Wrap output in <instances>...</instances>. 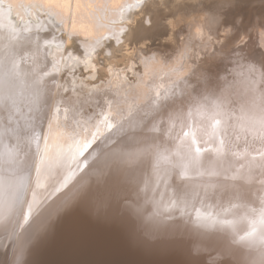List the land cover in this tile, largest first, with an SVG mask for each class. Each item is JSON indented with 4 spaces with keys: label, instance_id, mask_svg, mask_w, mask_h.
Here are the masks:
<instances>
[{
    "label": "bare ground",
    "instance_id": "1",
    "mask_svg": "<svg viewBox=\"0 0 264 264\" xmlns=\"http://www.w3.org/2000/svg\"><path fill=\"white\" fill-rule=\"evenodd\" d=\"M131 1L0 0V85H6L1 91L8 87L6 96L11 95L13 101L23 100L24 104L37 99L38 91L56 83L55 88L59 87L54 95L56 108L62 105L64 100H60V96L65 92L64 85L71 83L74 73L83 76L92 72L86 78H95L118 39L131 40L137 31L143 33L140 38L153 32L144 26L157 14L160 0H151L154 4L151 6L148 0ZM21 5L26 6L27 17L21 12ZM140 11L143 13L138 15ZM134 13L136 16L132 15ZM137 19H141V23ZM121 22H126L125 26L123 29L116 26V31L115 25ZM110 28L113 32L107 33ZM118 28L125 32L117 36ZM109 38H114L112 44L108 43ZM72 39L74 42L69 43ZM144 62L140 64L146 73L150 61ZM112 71H115L113 67ZM60 73H64L62 78ZM142 86L140 92L147 93L146 86L138 83V88ZM99 89L92 91L99 92ZM42 100L43 112L46 100ZM21 108L26 106L21 105ZM32 121L26 120L27 130L22 128L21 133L10 140L14 145L3 139L0 143V264H264V244L255 241L256 237H264V176L252 177L256 166L248 169L250 161L257 158L255 155L191 152L180 146L183 139L186 141L184 135L177 138L173 146L164 141L159 144L162 147L156 142L141 144L139 138L144 135L136 140L133 137L131 143L128 137L125 140L118 137L119 134L127 136L123 125H114L108 119L105 120L107 133L111 136L102 143L87 141L84 135L76 142L75 139L63 141L61 136L65 132L61 128L58 135L50 131L53 146H58L56 142H59L73 151L68 169L51 164L53 156L43 149L49 145V141L43 140L49 127H43L40 135L37 131L36 135L33 133V144L26 138L29 152L35 151L28 171L26 161L24 167L18 168L15 160L2 167L7 156L4 152L17 148L20 137L25 135L23 132L32 134L35 130L30 126ZM54 123L59 124L57 119ZM20 151L27 153L24 147ZM24 156L17 159L24 161ZM82 158L89 159L88 166H84ZM258 167L261 166L258 164ZM147 186L149 189L145 190ZM100 187H109L118 194L141 189L149 197L132 205L134 199H142L128 194L108 196ZM57 194L63 197L60 206H57ZM102 195L110 205L95 204L96 209H91L88 206L91 200L98 201ZM23 205L19 222L16 212ZM83 210L89 211L84 214ZM14 223L19 225L18 230L16 225L13 228Z\"/></svg>",
    "mask_w": 264,
    "mask_h": 264
},
{
    "label": "rangeland",
    "instance_id": "2",
    "mask_svg": "<svg viewBox=\"0 0 264 264\" xmlns=\"http://www.w3.org/2000/svg\"><path fill=\"white\" fill-rule=\"evenodd\" d=\"M148 1L149 6L154 5L151 0ZM187 1L189 2V0ZM138 2L141 3L142 1L139 0ZM185 2L186 0H163L162 3L160 0V9L155 15L156 18L154 17L153 22L150 21L151 23L144 26L147 30L153 31L151 34L149 32L150 36L140 38L143 33L137 31L138 34L134 32V38L131 40L127 37L118 39L117 43H114L112 53H107L109 55L107 62L101 56L100 59L104 60V67L99 69L100 74L96 75L95 78L89 80L86 78L92 72L85 73L83 76L74 73L72 80H70L71 83L64 85L65 89L63 90L65 92L62 93L65 96L63 94L60 96V100L62 98L64 101L62 100V105L59 104L57 108V100H54V95L59 87L55 88L57 87L56 83L47 88V91L45 89L38 91L37 99L27 101L24 104L23 100L13 101L11 95L10 97L6 96L8 87L1 91V88L6 86L1 84L0 143L2 139L7 142L19 135L22 128L27 130L24 127L26 120L31 121L33 119L30 126L32 129L35 127L32 134L23 132L25 135L20 137L15 150L4 152L7 153V156L3 161L5 164L2 163L1 166L7 167L10 162L15 160L19 164L18 168H20L26 161L28 164L26 170L28 171L35 151L29 152L30 145L26 138L31 139L33 144L34 137L32 135H36V131L37 135H40L44 130L43 127H49L50 130L43 135V140L49 141V145L48 147L45 145L43 149L44 151L49 150L50 155L53 156L51 164H60L68 169V162L73 151L70 147L59 142H56L58 146L56 144L53 146L55 142L50 140V131L52 130L51 133L58 135L61 128L65 132L61 136L63 141L75 139L74 142H76L84 135L87 141L92 140L94 144L102 143L104 139L111 136L107 133L108 123L105 121L109 119L114 125H123L124 134L127 136L124 137L119 134L118 137L124 140L128 137L127 139L131 143L134 138L136 140L137 137L144 135V138H139L142 139L141 144L156 142V145H159L160 142L164 141L166 145L173 146L176 144L177 138L184 135L186 141L183 139L180 146L191 152L210 151L222 156L230 154L233 156L255 155L257 158L253 162L250 161L248 169L256 166L255 171L252 169L255 173L252 177L256 178L261 175L262 178L264 176L262 175L264 164L261 165L260 162L264 159V68H261L260 65L264 62V0H198V2L190 0V3L186 2V4ZM133 5L135 4L133 3ZM25 7V5H21L20 9L27 17ZM141 11L138 12V15ZM132 15L136 16L135 13ZM137 22L141 23V19H137ZM125 23L121 22V24L115 25V30L117 31V27L123 29ZM127 27H124L126 32L123 30L126 34L129 32ZM119 28L116 32L117 36L122 32ZM112 29H108L107 33L113 32ZM127 39L128 41H126ZM138 39L141 42H138ZM107 41L112 44L114 38H109ZM73 42V39L69 41V43ZM216 44L218 46H215ZM146 59L150 61V67L145 73L140 63H145ZM112 67L115 71H112ZM83 70L85 69L83 68ZM63 74L60 73L61 78ZM138 83H143L147 87L144 89L145 92L147 90L148 92L141 93L140 91L143 90L144 86L138 88ZM26 85L28 84H22V86ZM70 85L72 88L68 87ZM105 86L107 89L101 90L105 89ZM84 87L90 89L91 92H86ZM97 87L98 89L102 87L99 92L92 91V89L96 90ZM73 94L74 96H71ZM187 95L189 96L187 97ZM42 98L46 100L43 112L41 111L43 109ZM68 98L69 100H66ZM142 98L145 101L141 103ZM64 102L68 106H65L67 104ZM194 102L197 104L195 105ZM79 103L80 105L83 104L81 108H78ZM205 103L206 105H204ZM21 105H25L26 108L22 109ZM13 106L19 107L15 109ZM203 107L204 109H202ZM63 109L65 112H62ZM110 112L112 117H110ZM63 115L65 116L64 120H62ZM215 116L218 117L215 118ZM89 118L93 120L89 121ZM56 119L59 122L58 126L54 123ZM215 119L216 121H213ZM38 121L39 124H36ZM13 131H15V136H13ZM8 144L14 145L12 141ZM125 144L124 146L127 145ZM19 147H24L28 155L23 154ZM19 154L25 155L24 161L17 159L21 156ZM258 157L263 158L258 161ZM82 160L84 166H88L86 162L89 159L82 158ZM258 164L263 169L262 172L259 167L257 168ZM49 187L52 188L53 184H49ZM100 189L106 192L108 196L118 197L128 194L142 199H134L132 205L145 201V198L149 197L144 195L145 193L141 189L132 190V193L123 192L121 194L109 187H100ZM116 189L121 190L123 188ZM148 189L149 186L145 190ZM56 200L57 206L63 204L62 194H57ZM95 204L99 207L102 204L110 205L109 200L104 199L103 195L98 201L92 199L88 206L91 209H96ZM23 207L24 205L19 208L18 213L16 212V218L19 219V222ZM88 211L83 210L84 214ZM132 216L135 218L134 214ZM19 222L16 223L19 224ZM16 223L13 224V228L17 226L18 230L19 225ZM256 238L258 239L255 241L260 245L261 243L264 244V237Z\"/></svg>",
    "mask_w": 264,
    "mask_h": 264
},
{
    "label": "snow or ice",
    "instance_id": "3",
    "mask_svg": "<svg viewBox=\"0 0 264 264\" xmlns=\"http://www.w3.org/2000/svg\"><path fill=\"white\" fill-rule=\"evenodd\" d=\"M148 22L150 23V20H149ZM260 67H261V68H264V62L261 63ZM252 71H255V69H252ZM64 210H67V209H62V211H64ZM94 211H95V210H94Z\"/></svg>",
    "mask_w": 264,
    "mask_h": 264
}]
</instances>
